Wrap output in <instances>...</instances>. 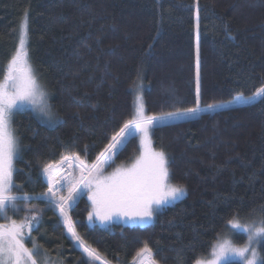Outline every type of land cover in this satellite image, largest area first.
<instances>
[{
    "label": "trees",
    "instance_id": "obj_1",
    "mask_svg": "<svg viewBox=\"0 0 264 264\" xmlns=\"http://www.w3.org/2000/svg\"><path fill=\"white\" fill-rule=\"evenodd\" d=\"M25 14L28 58L57 119L49 125L26 109L12 118V195L27 199L10 211L19 209L18 220L37 217L24 240L37 264H133L146 246L155 264H194L232 219L264 220V99H243L264 87V0H0V82ZM197 72L201 111L150 131L170 182L186 194L147 225L105 227L88 224L81 196L68 216L99 256L90 259L55 203L40 199L44 169L70 157L95 164L132 120L136 91L147 116L196 107ZM138 154L136 135L114 162L125 166ZM260 250L264 258V242Z\"/></svg>",
    "mask_w": 264,
    "mask_h": 264
},
{
    "label": "snow or ice",
    "instance_id": "obj_2",
    "mask_svg": "<svg viewBox=\"0 0 264 264\" xmlns=\"http://www.w3.org/2000/svg\"><path fill=\"white\" fill-rule=\"evenodd\" d=\"M19 45L15 55L9 62L7 74L4 76L3 83H0V218L3 214L15 209L14 201L27 199V197H17L11 195L13 185V173L16 171L13 167V161L17 155V140L13 135L11 127L14 111L20 110L24 105H36L41 103L44 93L39 91V86L32 73L28 61V52L26 49L27 35V14L19 28ZM237 99H240L238 97ZM245 102L264 99V87H261L252 96L244 97ZM135 116L134 119L124 124L120 131L114 135L109 145L102 151L95 164L87 169V175H83L85 168H81V179L73 183L71 190L66 197L56 199L65 184L61 181L50 183L48 191L40 199H48V203L55 202V206L60 210V216L63 218L64 227L70 238L79 249H82L90 259H99L98 254L85 243L84 240L75 232L73 221L68 216L70 210L77 198L83 194L85 189H89L95 182L96 192L89 199L93 201L96 219L101 224L112 221L114 218H127L128 220H151L153 212L167 204L183 198L186 194L183 186H173L169 183V170L167 167L168 158L163 151L148 152L151 163L145 169V156H142L132 168L122 171L117 169L110 177L101 179L104 168L111 165L114 158L126 146L129 138H134L137 134L142 135V144L150 148L148 135L150 130L160 126L161 122L167 117H186L194 118V115L201 111L200 93H199V72H197V97L196 107L189 108L184 112H171L165 116H146L143 97L137 95L134 101ZM220 105L209 104L208 110L218 108ZM67 159V158H66ZM78 160L79 157H76ZM81 164L84 162L81 161ZM52 165L44 169L49 172ZM51 181V177H49ZM18 187V186H15ZM97 206L111 209L105 215H100ZM135 208L131 214L125 209ZM94 213H89V221L93 220ZM37 220L35 215L26 218V222L16 224L12 222L10 226L0 225V264H37L34 255L39 253L33 249L24 247L25 230L28 236L33 228V222ZM261 227H244L240 223H232V229L248 233V245L244 248H233L230 242L225 241L217 246L213 255L215 259L208 264H221V261L230 260L233 257L239 258L240 264H264V258L255 250L254 245L264 242V220ZM143 252H149L147 246ZM250 253V256H249ZM200 264V262H198Z\"/></svg>",
    "mask_w": 264,
    "mask_h": 264
},
{
    "label": "rangeland",
    "instance_id": "obj_3",
    "mask_svg": "<svg viewBox=\"0 0 264 264\" xmlns=\"http://www.w3.org/2000/svg\"><path fill=\"white\" fill-rule=\"evenodd\" d=\"M195 31H196V43H197L198 42V35H199L197 18H196V21H195ZM19 35H20V32H19ZM19 35H18V42H17L16 49H15L11 59L9 60V62L12 60V58L15 55L16 50L18 48ZM26 49H27V35H26ZM27 52H28V49H27ZM28 61H29V58H28ZM9 62H8V64H9ZM29 64L31 66L32 73H33V75H34V77L36 79V82H37V84L39 86V91L43 92L45 95H44V98L41 101V103H38L36 105L26 104L20 110H25V109L29 110L40 121H42V122H44L46 124H49V125H53V124H55L57 122V119H56L54 113L52 112V110L50 108L47 91L45 90V88H44L42 82L39 80L38 76L36 75V73L34 71V68L31 65L30 61H29ZM7 67H8V65H7ZM6 74H7V70H6ZM3 80L0 83H3ZM137 95L141 96V92L140 91H136L135 92V98H136ZM135 98H134V101H135ZM144 108H145V105H144ZM20 110H17V111H20ZM17 111H14V113L17 112ZM145 115L147 116L146 109H145ZM134 116H135V104H134V113H133V118L132 119H134ZM12 118H13V116H12ZM175 118H179V117H167L166 120L175 119ZM11 127H12V130H13V135L16 137L14 129H13L12 122H11ZM137 136H138V141H139V154H138V157L134 161H132L130 164L125 165V166H120V165L116 164L114 162V160H113V162L111 163L110 166L104 168V170L102 172V175L100 177L101 179H104L106 177L112 176V174L115 173L117 171V169H121L122 171H124V170L132 168V166L135 165L137 163V161L140 160V158L142 156H145L144 168L147 169L150 166L151 159H150V156L147 153L149 151L150 152H159V151L156 150L153 147L150 132H149V135H148V140L150 141V148H149L148 145L141 143V140H142V135L141 134H137ZM16 140H17V137H16ZM18 149H19V146H18V140H17V154H18ZM16 157H17V155H16ZM16 157H15V159H16ZM15 159H14V161H15ZM14 161H13V167H14ZM80 162L81 161L79 159L77 160L76 157H70V158L64 159L60 164H57L56 166H53L52 168L49 169L48 173L44 174L45 181H46L47 184H49L48 186H50V183H52V184L55 183V174L56 173L53 174V171L55 169H59L57 172L58 173H60V172L63 173V177H62L61 182H63L65 184V187L60 192L57 193L56 199H59L62 196L66 197L68 195V192L71 190V187H72L73 183H76V182L80 181L81 175H82L81 168H85V172L83 173V175H85V176L87 175V169H90L92 165L91 166H85L84 164H81ZM49 177H51V181L49 180ZM12 180H13V177H12ZM167 183L173 185L170 182L169 177H168ZM173 186H176V185H173ZM96 190L97 189L95 187V182H94L93 186L90 188V190L89 189H85L83 191V194L81 195V196L85 195L87 197L88 201H89V205H90L89 213H94L93 220L91 222L88 219L89 213L87 215L86 220H87L89 225L98 224V225H100L102 227H105V226H108L111 223L119 222V223L126 224V225L144 226V225H147V224H149V223H151L153 221L154 215H155L157 210L153 212V216H152L151 220H145V221L128 220L127 218L121 219L119 217H116L112 221H109V222H106L104 224H101L100 221L96 219L95 212H94L93 201L91 199H89V197L93 193H95ZM12 192H13V188L11 189V192H10L11 195H12ZM185 193H186V189H185ZM80 197H78L77 200ZM14 205H15V207H17V206L19 207L18 204L14 203ZM10 210L6 211L3 214V217L0 218V225L10 226L13 221H15L16 224H20L22 222H26V218H29V219L31 218V216H30V217H25L23 220H18L14 216H16L18 214L19 209L16 210V211L13 210V214L14 215L11 214ZM96 210L99 211L100 215H105V214H107L108 211H111V209L103 208V207H99V206H97ZM136 210L137 209H135V208L125 209V211H128L130 214L132 212H135ZM261 221H262V219H260V218H243V219L242 218H234V219H232L228 223V225L226 226V229L222 232V234H220L218 236V238L214 242V244L212 246V249L210 250L209 254L207 256H205V257L199 258L198 260H196V262L194 264H198V262H200V264H208L209 261L215 259L214 255H213L214 251L217 250V246L218 245L223 244L225 241L230 242L231 246L233 248H237V249L244 248V247H246L248 245V233H241V232H238V231L232 229V227H231L232 223H240L244 227H248V226L251 225L254 228H259V227L262 226L261 223H260ZM34 225H35V222H33V226ZM27 234H28L27 230H25V238H26ZM241 237H243V238H241ZM261 243L254 245L255 250L259 253L260 256H261V250H260V244ZM24 247L26 248L25 245H24ZM143 250L139 252V254L137 255V257H136V259H135L133 264H146L147 262L150 263V261L152 262V264H155V262L152 260L151 256L149 255V252L145 253V252H143ZM249 256H250V253H249ZM230 260L239 261V258L233 257ZM230 260L221 261V264H224V263H226V262H228Z\"/></svg>",
    "mask_w": 264,
    "mask_h": 264
},
{
    "label": "built area",
    "instance_id": "obj_4",
    "mask_svg": "<svg viewBox=\"0 0 264 264\" xmlns=\"http://www.w3.org/2000/svg\"><path fill=\"white\" fill-rule=\"evenodd\" d=\"M61 173L55 174V183L60 181Z\"/></svg>",
    "mask_w": 264,
    "mask_h": 264
},
{
    "label": "bare ground",
    "instance_id": "obj_5",
    "mask_svg": "<svg viewBox=\"0 0 264 264\" xmlns=\"http://www.w3.org/2000/svg\"><path fill=\"white\" fill-rule=\"evenodd\" d=\"M61 173V172H60ZM145 257V256H144ZM146 261V260H145ZM149 261V260H148ZM151 262V261H150Z\"/></svg>",
    "mask_w": 264,
    "mask_h": 264
}]
</instances>
